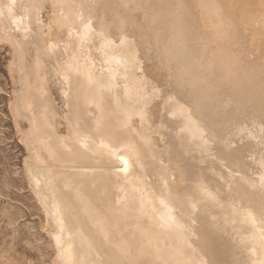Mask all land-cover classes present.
Instances as JSON below:
<instances>
[{"label":"bare ground","instance_id":"6f19581e","mask_svg":"<svg viewBox=\"0 0 264 264\" xmlns=\"http://www.w3.org/2000/svg\"><path fill=\"white\" fill-rule=\"evenodd\" d=\"M0 44L53 264H264V0H0Z\"/></svg>","mask_w":264,"mask_h":264},{"label":"rangeland","instance_id":"374dc122","mask_svg":"<svg viewBox=\"0 0 264 264\" xmlns=\"http://www.w3.org/2000/svg\"><path fill=\"white\" fill-rule=\"evenodd\" d=\"M175 9L169 12L171 19L178 13ZM153 23L143 25L155 39L159 31ZM9 58L7 47L0 44V264H53L56 246L45 229L44 211L28 187L23 166L27 153L19 144L10 110L14 84ZM259 90L264 93V85ZM256 167L264 173L262 158Z\"/></svg>","mask_w":264,"mask_h":264}]
</instances>
